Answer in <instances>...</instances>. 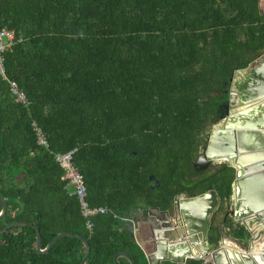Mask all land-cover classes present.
<instances>
[{"label": "trees", "instance_id": "trees-1", "mask_svg": "<svg viewBox=\"0 0 264 264\" xmlns=\"http://www.w3.org/2000/svg\"><path fill=\"white\" fill-rule=\"evenodd\" d=\"M260 1L0 0V30L15 33L5 74L29 102L16 103L0 77V231L26 222L39 229L41 249L61 233L85 239L84 264H116L118 253L129 259L117 264H149L148 211L214 189L221 205L209 242L223 225L246 243L244 227L225 218L234 168L197 170L195 161L227 111L233 72L264 52ZM72 150L87 202L108 210L92 229L53 159ZM35 240L30 226L7 230L0 264H80L85 254L79 239L61 238L45 254Z\"/></svg>", "mask_w": 264, "mask_h": 264}, {"label": "water", "instance_id": "water-1", "mask_svg": "<svg viewBox=\"0 0 264 264\" xmlns=\"http://www.w3.org/2000/svg\"><path fill=\"white\" fill-rule=\"evenodd\" d=\"M259 2L261 12H264ZM242 73L240 79L236 75ZM206 146L199 152L195 165L206 169L209 165L229 164L235 170L232 195L225 218H231L247 231L249 238L243 243L232 238L220 226V240L210 243L208 232L211 219L218 211L221 201L216 190L201 195L176 196L171 211L149 210L148 217L157 223L149 232V264H185L187 260L203 264H264V52L243 70H235L231 76L227 112L205 134ZM0 219L7 213V206L0 196ZM168 217V220L166 219ZM150 222V221H149ZM147 228L151 229L150 223ZM30 226L36 232L35 249L47 253L61 238L79 239L85 246L80 264L90 253L88 242L76 234L61 233L44 249L36 226L26 222H13L0 236L11 228ZM231 241L247 254L229 253L224 241ZM260 245L258 249L255 246ZM128 256L118 253L114 257ZM131 264H135L131 261Z\"/></svg>", "mask_w": 264, "mask_h": 264}, {"label": "built area", "instance_id": "built-area-1", "mask_svg": "<svg viewBox=\"0 0 264 264\" xmlns=\"http://www.w3.org/2000/svg\"><path fill=\"white\" fill-rule=\"evenodd\" d=\"M15 39V33L12 30L1 29L0 30V77L2 80L8 81L5 74L3 54L13 44ZM9 92L16 103H19L25 107L29 105L27 97L19 89L18 85L13 81H8ZM36 137L37 145L48 149V143L44 132L35 123L32 124ZM74 150L66 153H53L54 161L59 165L63 171L62 179L67 182L72 194L77 198L79 202V208L81 216L86 221L87 229H92V219L97 215L106 214L108 212L105 207H91L86 200L87 191L83 176L78 172L73 164ZM114 218L116 216L114 215Z\"/></svg>", "mask_w": 264, "mask_h": 264}, {"label": "bare ground", "instance_id": "bare-ground-1", "mask_svg": "<svg viewBox=\"0 0 264 264\" xmlns=\"http://www.w3.org/2000/svg\"><path fill=\"white\" fill-rule=\"evenodd\" d=\"M242 76V73H239L238 75H236V78L237 79H240V77ZM225 243V247H226V250L230 253H238V254H247L245 253L243 250H241L236 244H234L233 242L231 241H227L225 240L224 241ZM258 247H260V245H257L255 246V249H258Z\"/></svg>", "mask_w": 264, "mask_h": 264}, {"label": "rangeland", "instance_id": "rangeland-1", "mask_svg": "<svg viewBox=\"0 0 264 264\" xmlns=\"http://www.w3.org/2000/svg\"><path fill=\"white\" fill-rule=\"evenodd\" d=\"M261 9H264V3H263V6L261 7ZM252 65H253V63H252ZM226 112H227V111H226ZM225 115H226V113H225ZM210 128H211V127H210ZM210 128L207 130V132H209ZM211 166H213V165H209L207 168H209V167H211ZM195 168H196L197 170H201V169H199L198 166H196V165H195ZM207 168H206V169H207ZM228 206H229V202H228V204L226 205V210H227ZM137 217L140 218V217H141V213H138V214H137ZM148 220L151 221L152 219L149 218V217L147 216V218L145 219V222H147ZM148 222H149V221H148ZM220 230H221V228H220ZM224 232H225V229H224ZM225 233H226V232H225Z\"/></svg>", "mask_w": 264, "mask_h": 264}, {"label": "flooded vegetation", "instance_id": "flooded-vegetation-1", "mask_svg": "<svg viewBox=\"0 0 264 264\" xmlns=\"http://www.w3.org/2000/svg\"><path fill=\"white\" fill-rule=\"evenodd\" d=\"M148 221H150V220H148ZM148 221H147V223H148ZM155 220L154 219H152L149 223H150V227H152L151 229H149V232L152 230V229H154V227L156 226L157 227V223L156 224H154L153 222H154ZM150 235V234H149Z\"/></svg>", "mask_w": 264, "mask_h": 264}, {"label": "crops", "instance_id": "crops-1", "mask_svg": "<svg viewBox=\"0 0 264 264\" xmlns=\"http://www.w3.org/2000/svg\"><path fill=\"white\" fill-rule=\"evenodd\" d=\"M264 11V9H262ZM168 220V217L166 218ZM233 221V220H232ZM234 222V221H233ZM235 223V222H234ZM225 232L227 233V231L225 230Z\"/></svg>", "mask_w": 264, "mask_h": 264}]
</instances>
